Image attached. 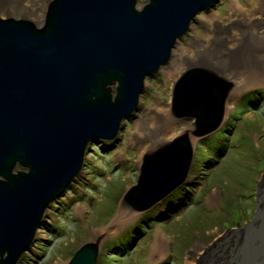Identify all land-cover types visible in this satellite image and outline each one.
<instances>
[{
  "label": "water",
  "instance_id": "obj_1",
  "mask_svg": "<svg viewBox=\"0 0 264 264\" xmlns=\"http://www.w3.org/2000/svg\"><path fill=\"white\" fill-rule=\"evenodd\" d=\"M201 1L148 0L136 10L138 0H54L40 30L28 23L0 22V52L6 53L0 55V215H5L0 223V241L7 242L0 245V254L8 253L3 262L0 255V264H15L31 242L43 208L80 172L84 152L79 149L68 156L72 147L87 137L96 143L97 136L90 131L103 117L119 125L125 119L129 96L141 94L136 84L120 85L113 91L112 83L122 82L115 75L125 78L134 72L140 85L144 77L153 75L142 71L162 65L155 63L152 54H170L190 21L218 0ZM191 6L195 9L187 15L185 8ZM173 86L171 112L175 118L194 119L196 130L202 124L221 126L226 100L234 89L231 82L197 67ZM33 106L39 112L31 111ZM117 112L120 117H116ZM86 119L91 120L90 129L85 126ZM111 125L103 130L105 137L113 138L111 132L116 130ZM180 137L184 140L181 145L174 141L179 150H158L145 160L147 164L163 158L167 168H173L158 174L162 178L141 169L140 175L151 181L138 182L127 190L123 203L131 210L154 204L153 190L162 179V186L172 184L169 188L183 179L188 166L182 170V162H189L180 151L187 147L190 137ZM257 193L253 217L239 228L243 242L233 257L234 264H264V247L257 244L260 237L255 234L264 232V190ZM28 196L29 200H23ZM248 238L254 243L255 256L248 253ZM88 250L79 251L70 264H90L95 249L89 246Z\"/></svg>",
  "mask_w": 264,
  "mask_h": 264
},
{
  "label": "rangeland",
  "instance_id": "obj_2",
  "mask_svg": "<svg viewBox=\"0 0 264 264\" xmlns=\"http://www.w3.org/2000/svg\"><path fill=\"white\" fill-rule=\"evenodd\" d=\"M147 1L138 0L137 10ZM235 1L236 4L232 0H221L215 8L200 14L198 17L202 20L191 26L188 35L178 43L175 50L183 52L187 58H192L195 54L201 57L200 55L208 51L203 43L209 41L210 36L220 41H224L231 33L239 37L245 28L231 22L237 17L242 18L241 14L259 15L249 12L253 0ZM261 18L257 24L250 25L253 30H263L264 16ZM213 21L218 22L216 26ZM246 36H252L256 40L253 32L248 31ZM256 42L258 41L251 46L258 49L260 47ZM226 57L225 54L223 58ZM188 69L177 68L172 78L160 71L145 80L148 89L141 95L140 104L143 106L139 107L140 112L136 114L139 116L136 120H139L124 121L122 145L118 141L120 150H132L134 145L129 147L131 137L138 134L139 129V136L142 135L139 127L142 115L143 118L145 116L150 119L154 111H166L172 122L174 121L170 111L172 84ZM215 71L213 72L220 77L232 80ZM178 122L171 123L166 130L170 134L166 132L164 135H178L181 131L180 121ZM212 139V143L208 140H195L197 152L186 186L176 192L179 199L170 205L158 203L150 212L137 214L138 216L122 202V198L127 189L136 183L138 156L147 148L149 141L139 142L141 147L135 146L134 158L114 163L113 166L110 165L112 169L108 168L105 172L101 169L116 158L102 154V144L89 147L79 183H73V187L61 196L59 203L52 205L46 214L45 227L37 232L35 244L29 253L21 257L19 264H68L73 253L82 244L91 242L99 232H103V237L99 240L97 264H164L165 259L168 264H222L218 254L212 253L213 247L224 243L228 245L226 240L230 236L226 233L227 230L241 228L250 220L254 210L253 187L257 180L256 175L264 167V86L253 92L243 90L235 97L231 94L226 104V122ZM216 147L224 149V152H216ZM97 157L101 159L98 160ZM212 159L216 161L212 162ZM96 166L101 171H95ZM118 169L120 170L117 171ZM202 173V190L193 195L194 191L187 189L189 186L199 188V175ZM122 176H126L125 180L115 181ZM185 194L189 195L186 197ZM182 198L187 199V208L183 207ZM173 207L175 209L170 213ZM118 209L126 211L131 222L120 226L115 224V221L128 219L123 212L117 213ZM175 210L184 212L179 213L181 216H178L180 218L177 221ZM166 215H170L171 222H162ZM156 236H162L166 240L165 245L157 249L154 248L157 245L154 239ZM168 253L175 254L171 256V261Z\"/></svg>",
  "mask_w": 264,
  "mask_h": 264
},
{
  "label": "bare ground",
  "instance_id": "obj_3",
  "mask_svg": "<svg viewBox=\"0 0 264 264\" xmlns=\"http://www.w3.org/2000/svg\"><path fill=\"white\" fill-rule=\"evenodd\" d=\"M204 1H206V0H202L201 2H204ZM232 1L235 4L237 3L235 0H232ZM53 2H54V0H0V22H4V23L5 22H11V21L12 22L13 21L14 22H20V23L23 22V23L30 24L32 27L36 28L37 30H40L45 24L47 12L49 11L50 6L52 5ZM220 2L221 1H217L216 4L214 3L213 6L216 7ZM182 5H184V4H181L180 6L183 7ZM251 5H252V8L249 12L251 14H258L259 16H257V15L251 16V15H247V14H245V15L241 14L242 18H238L236 15V17H237L236 20L231 22V24L232 23L235 24V22H236V24H239L240 26L245 28L239 37H236L234 33H231L230 36L228 35V37L226 39H224V41H220L218 39H215L213 36H210V40L205 41V43H203V45L206 44V46L208 47L207 48L208 51L206 48H204V50L207 51V53L200 55L201 57H199L197 54H195V56H193L192 58L185 57L183 52H177L175 50V48L178 47V44H175L169 50L170 54L169 53L161 54V55H159V54L155 55V53L152 54V57L157 59V62H155V63L156 64H159V63L162 64L163 69H160V68L157 69L156 68V70H151V71H146L145 69H142V71H145L146 73L147 72L153 73V75H151L149 78H151L152 76H154L156 74H159L160 71H164L166 74H168V76L170 78H172V76L176 72L174 70H177V68L180 69L181 67L183 70L190 68V67H200V68H204V69L209 70V71H210V69H214V70H217V71L223 73L225 76L232 79V80H229V82H231L234 85V87H233L234 89L231 93L233 95V97L237 96L240 92H242L243 90H246V89H248V91L250 90L251 92L256 91V89L258 87L264 86V28L262 31L256 30V29L253 30L254 29L253 26L251 28L250 25L257 24L258 22H260L262 20L261 16H264V0H253L251 2ZM55 6H56V4H55ZM123 6H124V3L122 5V7ZM193 6H191L189 8H187V7L185 8V13H187V15H189V14L191 15L192 11H194L195 8ZM114 8L117 9L116 7H114ZM198 9H201V6ZM206 10H204V13L208 12ZM235 10H236V8H234L233 12H235ZM200 14H203V12L201 10H200ZM198 16L199 15H196L192 19V21H190V24L188 27V32H186V33H189V31L192 28L191 26L196 24V22L198 20H202ZM209 23L211 24V22H209ZM217 23L218 22L213 21L214 26H216ZM248 31L250 33L251 32L254 33V38L256 37V40L253 39L252 36H246ZM255 33H257V34H255ZM150 36H151V34H150ZM153 37L154 36H152V38ZM0 38H1V36H0ZM158 41H159V38H158ZM255 41H258L256 43H258L260 48L255 49L256 47L251 46V44ZM1 42L2 41L0 39V47L2 46ZM229 43H231L232 46H230V47L227 46V44H229ZM161 44H163V42ZM171 53H172V55H171ZM225 54L227 55V57L223 58V56ZM0 55H6V53L0 52ZM220 56L223 59L220 58ZM94 60H97V59L94 58ZM153 71H155V72H153ZM139 73H141V72H139ZM109 75H110V73H109ZM113 75H115V74H113ZM115 76H116V80L122 79V82H117V81L113 82L112 83L113 84L112 85L113 91L118 89V87L120 85L126 86V85H130V84H136V88H139V86L141 87V94L129 96V101L125 102V104H128V105L126 106V110H124L125 114H123V116L125 117V120L128 117H129L128 121L130 119H131L130 121L136 120L137 118H139V116L138 117L136 116V114L138 115V112H140V111H138L139 107L143 106L142 104H140V100L142 99L141 95H142V93H145V91L148 89L145 86V80L149 79V78L144 77V81L140 85V81H138V80L136 81L134 78V72L131 75H127L125 78L121 77L120 74H117ZM117 83H119V84H117ZM114 95L117 97L116 94H113L112 96H114ZM119 98H122V97L119 96ZM33 110L35 113L39 112L38 107L33 106L31 111H33ZM143 110H141V111H143ZM129 111H131L132 113H130ZM112 115H113V113H112ZM116 115H117L116 117H120V113L117 112ZM104 116H105V114H104ZM223 116H226V113H224ZM138 120H136V122ZM173 120L174 121L172 122L171 118L168 116L166 111H164V112L154 111L152 114V117L150 119L145 118V116L143 118V115H142V119L139 122V127L142 130V135L139 136V134H140V129H139L138 134L135 133L131 137L132 138L131 139V145L129 147L134 145V147L132 146L133 148L131 147L132 150L130 148L120 150L119 146L122 145V143H123L122 139L124 138L121 136H123L122 134H125V130H123V124L121 123L122 120L120 121V124L118 125L114 121H112L106 117H103V119L100 121L98 126L94 127V130L90 131L91 135H93L95 137L97 136L96 143L94 140L87 141L88 139H90L89 137H87L86 139H83L82 142H80L81 144L78 143V145H75L74 147H72L68 156H71L74 152L81 149L80 152H84V155H81V161H80L81 168H82L84 166L85 154H86V151H88V148L91 146H97L98 144L100 145V142H102V148H101L100 152L102 154H107V155H110L111 157L116 158L115 160H110L108 162L109 165H106L103 167V169H101L103 172H105L108 170V168L112 169V167L110 165L113 166L114 163L118 164L120 161H124V160L127 161V160L131 159L132 157L134 158L136 156L135 146L141 147L142 142L149 141V145L147 146V148L146 149L144 148L139 153V156H138V159H139L138 160V164H139L138 176H137V179L135 181L136 182L135 185H137L138 182H144L146 184L147 182H150L151 179H149L148 177H143L142 175H140L142 172L141 169L144 168V170L146 169V171H144V172H151L152 175L155 173V175L158 176V174L165 173L167 170H168V172L172 171L171 169L173 168V167L171 169H170V167L167 168V165L165 162L166 159H164L165 161H163V158H161L162 160L160 158H157L155 160H150L149 163L145 164V160H147V158H149V157L151 158L152 155H154L155 151L157 152L158 150H160V151L163 150L165 153L168 151V149H170V150L177 149L178 146L174 143V141H177V144L180 143L179 145H181V142L184 140L180 136H183V135L189 136V137L191 136L192 138H190V140L186 141L187 147L182 149V151H180V153L182 155H187V162H190V161L193 162L195 155H196V152H197V147L195 146V143H194L195 137H200L198 139V141L203 139V141L208 140L209 143L210 142L212 143L213 142L212 136L217 134V132H219V130L221 129V126L219 128L218 127H216V128L212 127L211 128V127H208L207 124H202V125H200V126H202V128L200 130H196V129H194V124H196L195 121H193V122H187L186 121L185 122V120L182 121V119L179 117L173 118ZM90 121L91 120H88V119H86V121H85V126L87 129L91 128V127H89V126H91ZM178 121H180V125H181L180 126L181 127L180 133H178V135H175L174 133H172L171 136L164 135L166 132H168L166 130L169 127V125H171V123H177ZM109 123H111L113 125V129L116 130L114 132H111L112 133L111 135L113 136V138H109V136H107L108 137L107 138V137H105L106 133H103V130L106 128V126ZM133 123H134V121H133ZM221 124H224V123H221ZM112 125L110 126L111 128H112ZM92 126H94V125H92ZM214 128H215V130H213ZM108 131H109V129H108ZM3 132H6V131H3ZM195 132H196V134H198V136L194 137ZM98 133H101L100 137L97 135ZM168 133L170 134V132H168ZM4 137H6V136H4ZM210 138H211V140H210ZM119 140L121 142V145L118 143ZM83 142H84V144H86V147H84V144H82ZM97 142H98V144H97ZM139 142H141V143H139ZM178 148H181V147H178ZM177 150H179V149H177ZM215 150H216V152L218 151L219 153L224 152L223 151L224 149L220 150L219 147H216ZM133 152H134V154H133ZM93 156H96V155H93ZM161 157H163V156H161ZM97 158H98V160L101 159V157H97ZM157 160H159L158 163H155L154 161H157ZM213 161L215 162L216 159L215 160L212 159V162ZM257 161L260 162L259 160H257ZM184 163L185 162H182V165H181L182 170L187 168V166H188V165H185ZM188 168L190 169L191 166H188ZM94 170L95 171H97V170L101 171L97 166L94 168ZM94 170H92V172ZM119 170L120 169H118L117 171H119ZM262 170L263 171H260L259 174L256 175L257 180H256L254 187H253V199H255V196L259 195V193H257V192H261L264 190V173H263L264 167ZM181 171L178 169V172H181ZM82 173L83 172H81V174H79L77 177H74L73 179L69 180L63 186H66L67 190L72 188L73 183H79L78 179L80 178ZM125 177L122 176L120 178H117L115 181L117 182L118 179L120 181H122ZM187 177H189V176H187ZM199 177H200L199 181L201 182L200 183L201 185H199L200 189L196 186H194V188H191L189 186L187 189V191H190V192L194 191L193 195H197V192H200L202 190L201 187H202V183L204 182V174L202 173L201 175H199ZM158 178H162L161 175H159ZM175 178H177V177H175ZM187 179L188 178L184 179L183 181H179L177 184V187H173V188L168 187L169 185H172L171 183H169L168 186H162L163 182H161V181L163 179L161 181L157 182L156 183L157 184L156 190H153V191H156L155 192L156 194L153 193V194H155V198H156L155 203L153 204V202L152 203L149 202L150 206L149 205H147L148 207L143 206V209H145L146 211H143L140 214H144L145 212L146 213L150 212L153 209V206H156L159 202L162 205L163 204H166V205L174 204V202H176L179 199V197L176 195V192L180 189V187L182 189V188H184L183 186H186L185 183L187 182L186 181ZM108 181H109V179H108ZM115 181H114V183H116ZM29 184H30V181H29ZM132 186H134V185H132ZM131 187H129V188H131ZM67 190H65V191H67ZM150 191H151V189H150ZM59 194L60 195L55 196V198L57 197L56 198L57 203H59V201H60L59 199L61 198L63 193H59ZM188 195L189 194H185L184 196L187 197ZM30 196H32V195H30ZM136 197L138 198L137 195H136ZM261 198H264V197L261 196ZM191 199H192V196H191ZM23 200H29V196L23 197ZM181 200L183 201L182 204L184 205V206L183 205L182 206L187 208V206H186L187 199L182 198ZM19 202H20V199L16 203H19ZM165 202H169V203H165ZM48 206H50V205H47L46 207H44L43 211L49 210ZM174 209L175 208L173 207V209L170 210V213L172 211H174ZM254 210H255V207H254ZM140 211H142V210L139 209V211H138V209H137V213L135 212L136 216H138L137 214H139ZM11 212H13V209L11 210ZM175 212H176L175 219L177 221L178 218H180L178 216H181L180 214L184 213V212L180 213L179 210H177V211L175 210ZM117 213H122L124 216L128 217V215L126 214V211H124V210L121 211V209H118ZM252 215H254V211H253ZM4 217H5V215H2V214L0 215V223L3 222L2 219ZM117 217H118V214H117ZM164 217L165 218L162 220V222H168V221L171 222L172 221V218H170V215H166ZM136 218H138V217H136ZM175 219H173V220H175ZM125 222L126 223L131 222L130 218L128 217V219H121L119 221H115V224H118V226H120L121 224H123ZM245 224H247V222ZM8 229H11V228L9 227V228H7V230ZM235 230L237 231V233H234ZM240 232L241 231L239 229H234V230L232 229L230 231L227 230L226 233H228L230 236V238L226 240V241H228V245H226L223 242L224 244H221L220 246L213 247L212 253L216 252L215 254H218L219 261L223 262L222 264H234V262L232 263L233 257L237 256V252H239V249H240L242 242H243V239L240 238V236H241ZM35 233L36 232H34V234ZM255 234H257V237H260L259 240L257 241V244L259 246L264 247V232L261 233V231H260L259 233H255ZM101 237H103V232L97 233L92 238L93 240L90 242V245H84L83 247H81V249L79 251H81V250L85 251V249L87 248V252H88L89 246H93L94 244H96V242L98 240L102 239ZM238 237H239V240L237 241ZM251 237H253V236H251ZM154 239H156L155 243L157 244V245H154L155 249H157V247H159V246L165 245L166 240L162 236H159L158 238L156 236ZM36 240L37 239H35V240L33 238L31 239V241L34 244H35ZM248 241H249L248 242L249 243L248 244V250H249L248 253L250 254L252 252V253H254L253 255L255 256L257 251L254 252V250H253L254 249L253 248L254 243H253L252 239H250V238H248ZM158 242H159V244H158ZM244 242L247 243L246 240H244ZM5 243H7V242L4 240L0 241V245H5ZM218 243H221V240H218ZM28 246H29V244H28ZM31 248H32V246L29 247V250ZM75 252H78V251H75ZM7 254L8 253H3L2 255L0 254L1 259H2L1 262L6 260ZM172 255H175V254L174 253L169 254V260L170 261L172 260V257H171ZM72 256L75 257L74 254ZM93 257L94 256H92V258ZM98 258H99V255L97 258L91 259L93 262L92 264H97ZM165 260H164V264H168V263H165ZM94 261H96V262H94ZM60 264H63V263H60Z\"/></svg>",
  "mask_w": 264,
  "mask_h": 264
}]
</instances>
